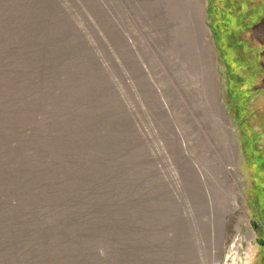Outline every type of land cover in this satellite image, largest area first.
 I'll return each mask as SVG.
<instances>
[{
  "label": "rangeland",
  "instance_id": "obj_1",
  "mask_svg": "<svg viewBox=\"0 0 264 264\" xmlns=\"http://www.w3.org/2000/svg\"><path fill=\"white\" fill-rule=\"evenodd\" d=\"M113 255L264 264V0H0V264Z\"/></svg>",
  "mask_w": 264,
  "mask_h": 264
},
{
  "label": "trees",
  "instance_id": "obj_2",
  "mask_svg": "<svg viewBox=\"0 0 264 264\" xmlns=\"http://www.w3.org/2000/svg\"><path fill=\"white\" fill-rule=\"evenodd\" d=\"M6 7L8 6V4H6L5 5ZM227 17H229V14L228 15H226ZM11 80V79H10ZM6 82V81H5ZM16 82V81H15ZM4 83V82H3ZM2 83V84H3ZM8 84H12V82H9ZM8 84H3L4 85V87H7L8 86ZM26 99H27V96L25 97ZM25 99V100H26ZM109 212H111L112 213V211H109ZM108 219H110V222L108 223V225H107V229H109L108 230V232H114V229H115V227H116V224H115V221H116V219H114V217H113V214L112 215H110L109 216V218H107L106 220H108ZM109 236H113V234H111V235H109ZM114 239H116V237H113V240ZM108 256H106V257H99V258H97V260H95V263H92V264H104L107 260H110V261H112V262H114L115 260H116V257H114V255L113 256H109V258H107ZM119 260V259H118ZM117 261V260H116Z\"/></svg>",
  "mask_w": 264,
  "mask_h": 264
}]
</instances>
